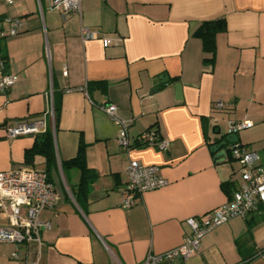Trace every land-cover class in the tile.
Segmentation results:
<instances>
[{
	"label": "crops",
	"instance_id": "0c3cea01",
	"mask_svg": "<svg viewBox=\"0 0 264 264\" xmlns=\"http://www.w3.org/2000/svg\"><path fill=\"white\" fill-rule=\"evenodd\" d=\"M81 5V14L63 16L49 0H0V17L23 21L22 31L1 43L7 70L18 80L0 95V171L45 168L41 155L32 165L25 162L35 134L5 132L15 121L45 120L58 160L57 202L40 213L51 225L42 231V244L19 246L26 256L13 259L16 246L0 243V264H144L149 254L180 245L191 233L187 220H205L241 183L239 164L212 149L231 120L253 122L237 133L238 143L255 151L264 168V0ZM218 18L226 20V30L216 36L214 59L205 61L210 54L194 32ZM84 27L97 38L84 40ZM162 75L169 77L166 83ZM175 83L182 85V99ZM72 87L85 91L67 92ZM106 103L116 104L131 123L129 150L101 108ZM149 129L170 142L166 151L135 143ZM80 141L87 165L99 174L83 203L72 191L79 170L61 166ZM132 160L157 166L168 184L124 207ZM6 222L0 209V226ZM173 264H264V202L205 234L197 253Z\"/></svg>",
	"mask_w": 264,
	"mask_h": 264
},
{
	"label": "built area",
	"instance_id": "2783aa9c",
	"mask_svg": "<svg viewBox=\"0 0 264 264\" xmlns=\"http://www.w3.org/2000/svg\"><path fill=\"white\" fill-rule=\"evenodd\" d=\"M13 3L14 0H3ZM50 7L57 9L63 16L81 14V0H49ZM23 21L15 16L0 17V95H5L16 84L18 77L7 70V59L2 53L1 43L5 37L15 36L22 31ZM84 40L97 38V32L88 27L81 30ZM85 91L83 87H72L67 92ZM216 106L221 108L222 102ZM102 110L118 127V142L124 150L132 148L133 143L129 135L130 122L122 119L119 108L114 103L101 105ZM53 110V109H52ZM253 122L231 120L228 126L229 134L251 128ZM11 136L40 134L46 132L45 120L15 121L4 127ZM137 145L156 146L166 151L170 145L167 139L160 138L157 132L149 129L140 133L136 139ZM230 159L239 164L241 183L234 191L231 199L207 215L205 220L195 218L187 220L191 233L184 241L165 252L149 254L144 264L174 263L177 259H187L198 252L202 237L216 227L228 222L234 217H244L260 202H264V168L258 163L259 156L249 146L238 142L230 145L227 152ZM226 155V156H227ZM128 181L123 188V206L135 204L144 192L162 188L168 184L166 178L160 175L155 165H145L132 160L127 168ZM57 202L55 186L48 179L43 169L21 167L8 171H0V209L8 222L0 226V243L8 242L16 246L11 253L13 259L25 258L20 251L21 245L42 244V231L50 229L48 221L40 220V213L53 207Z\"/></svg>",
	"mask_w": 264,
	"mask_h": 264
},
{
	"label": "trees",
	"instance_id": "16d2710c",
	"mask_svg": "<svg viewBox=\"0 0 264 264\" xmlns=\"http://www.w3.org/2000/svg\"><path fill=\"white\" fill-rule=\"evenodd\" d=\"M225 30L226 20L224 18L203 21L195 30L194 36L202 40L204 51L210 54L208 58H205V61L214 59L216 53V36ZM37 155L45 158V168L43 170L47 173L48 179L53 183V174L57 170L58 160L52 131L47 130L44 133L36 135L32 147L26 150L25 162L28 165H32ZM61 166L64 170L72 167L79 170L80 178L72 191L75 199L83 203L88 198L92 185L99 177V174L87 165L86 144L80 141L76 155L68 160H63ZM236 242L239 244L240 239H237Z\"/></svg>",
	"mask_w": 264,
	"mask_h": 264
},
{
	"label": "water",
	"instance_id": "95a60500",
	"mask_svg": "<svg viewBox=\"0 0 264 264\" xmlns=\"http://www.w3.org/2000/svg\"><path fill=\"white\" fill-rule=\"evenodd\" d=\"M160 78L162 80V83H166L169 80V77H167L166 75H162ZM174 87L176 90V98L182 99L181 83H175ZM236 142H238L237 134L225 133V134H222L221 137L217 141L214 142L212 149L214 151H218V155H217L218 157H221V156L226 157L227 152L230 149V145Z\"/></svg>",
	"mask_w": 264,
	"mask_h": 264
}]
</instances>
